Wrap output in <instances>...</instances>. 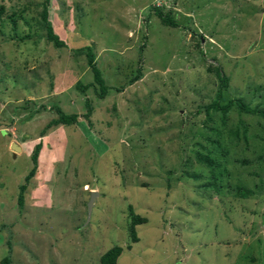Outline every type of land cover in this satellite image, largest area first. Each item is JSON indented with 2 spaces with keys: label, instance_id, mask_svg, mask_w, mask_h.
Masks as SVG:
<instances>
[{
  "label": "rangeland",
  "instance_id": "374dc122",
  "mask_svg": "<svg viewBox=\"0 0 264 264\" xmlns=\"http://www.w3.org/2000/svg\"><path fill=\"white\" fill-rule=\"evenodd\" d=\"M45 3L0 0V261L100 264L119 246L120 264H264V118L207 113L218 72L221 105L264 110V0H48L64 48L40 25ZM86 47L103 99L77 87L94 79L75 53ZM54 107L77 122L44 131ZM244 125L247 144L229 135ZM209 128L227 151L213 155L227 170L215 189L195 161Z\"/></svg>",
  "mask_w": 264,
  "mask_h": 264
},
{
  "label": "trees",
  "instance_id": "16d2710c",
  "mask_svg": "<svg viewBox=\"0 0 264 264\" xmlns=\"http://www.w3.org/2000/svg\"><path fill=\"white\" fill-rule=\"evenodd\" d=\"M48 0H46V3L43 5V11L41 12V27L45 30L46 32V39L51 42L55 47L57 48H64L66 47V44L59 38V36L54 32L53 27L51 25V22L49 21V13H48V8H47ZM157 17L160 19L161 23L164 24L165 26H169L172 28H177L178 23L170 18V15L166 14L164 15L161 11L160 8H154ZM264 10V8H263ZM75 53L79 56H85L87 59V65L91 67L92 72H93V82L92 84L88 85H81L79 82L77 83V87L81 92H85L86 89L88 88H93L96 91V96L100 99H103L106 97L107 92L111 89L109 86L106 85L99 69L95 65V60H96V55L92 53V50L88 47L86 48H80L75 51ZM220 84L217 90L216 94V99L210 104V106L207 109V113L210 110H213L215 113H219L222 117V119L225 121L227 119L228 113L231 111L232 107H237L241 112L251 115V116H259L264 118V110L255 108L250 106V104H246L242 99L237 98V99H232L221 105L220 100L223 97V92L227 89L228 87V79L224 76H220L218 72ZM140 79V71H138V74L129 81V84H133L137 80ZM115 90L122 91L119 88H115ZM88 104V102H86ZM88 106V105H87ZM58 114V118L51 121L45 128L44 131L49 130L52 127L62 125V126H71L74 125L77 122L78 116L77 114H66L61 111L59 107H54ZM209 120V119H208ZM225 123V122H223ZM241 129V131H240ZM210 132L214 133L216 135L215 139H212L211 136H208L206 138V141L210 143L208 147H204L201 144H197L202 152H196L195 153V161L200 164L204 169H206L209 173V179L212 182H209L205 185L207 189L216 187V181L218 179H223L226 177L227 170L225 166L223 165V162H221L219 159L214 157L213 155L218 151L222 155H227V151L221 145L220 142V136L222 135L221 131L214 129V128H209ZM247 127L244 125L242 128H232L229 130V135L230 137H233V140H236L235 142L241 141L245 144L248 142V135H247ZM211 146L214 148L213 150L211 149ZM42 147L41 142L36 144L33 155H32V160L34 162V167L33 169L28 173L27 179H30L34 176L36 170H37V157L38 153ZM247 163V161H242V163ZM189 176L194 178L196 177L195 173H189ZM199 177V176H197ZM24 186H22V189ZM243 187L237 188L236 192L240 193L241 189ZM215 189V188H213ZM245 189V188H244ZM251 190H244V194L240 195L242 198L247 197V195L251 194ZM246 195V196H245ZM245 196V197H243ZM22 203V196L19 198V204L21 205ZM138 223H144V220L137 216H132V223L131 226L134 227ZM122 253V248L119 246L112 247L108 251H106L103 255L100 257V264H120L118 262V258ZM11 260L7 256L3 258L0 261V264H10Z\"/></svg>",
  "mask_w": 264,
  "mask_h": 264
},
{
  "label": "water",
  "instance_id": "95a60500",
  "mask_svg": "<svg viewBox=\"0 0 264 264\" xmlns=\"http://www.w3.org/2000/svg\"><path fill=\"white\" fill-rule=\"evenodd\" d=\"M11 149L14 151V152H21V149L16 145V144H12L11 145ZM15 155V153H14ZM98 196V193L97 192H91V196H90V199L87 203V211H88V215L91 214V210H92V207H93V204H94V200L95 198Z\"/></svg>",
  "mask_w": 264,
  "mask_h": 264
},
{
  "label": "crops",
  "instance_id": "0c3cea01",
  "mask_svg": "<svg viewBox=\"0 0 264 264\" xmlns=\"http://www.w3.org/2000/svg\"><path fill=\"white\" fill-rule=\"evenodd\" d=\"M22 151H23V149H22V147H21V153H22Z\"/></svg>",
  "mask_w": 264,
  "mask_h": 264
},
{
  "label": "clouds",
  "instance_id": "9594fccd",
  "mask_svg": "<svg viewBox=\"0 0 264 264\" xmlns=\"http://www.w3.org/2000/svg\"><path fill=\"white\" fill-rule=\"evenodd\" d=\"M12 145V144H11ZM13 153V152H12ZM14 154V153H13Z\"/></svg>",
  "mask_w": 264,
  "mask_h": 264
}]
</instances>
